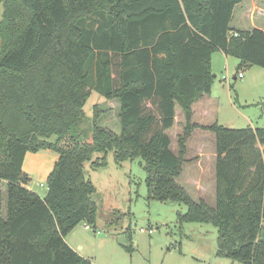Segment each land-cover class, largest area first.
<instances>
[{
    "label": "trees",
    "instance_id": "16d2710c",
    "mask_svg": "<svg viewBox=\"0 0 264 264\" xmlns=\"http://www.w3.org/2000/svg\"><path fill=\"white\" fill-rule=\"evenodd\" d=\"M0 1V264H91L66 237L97 224L85 166H105L109 151L144 160L148 198L186 205L180 224L217 227V256L264 264V126L193 121V104L212 90L214 52L238 58V71L264 68V30L231 26L244 0ZM93 91L119 102L121 128L100 125L106 111L95 104L92 137L81 140L75 127ZM177 106L185 122L174 152ZM197 128L216 136L215 205L176 180ZM43 149L59 156L45 195L23 168Z\"/></svg>",
    "mask_w": 264,
    "mask_h": 264
},
{
    "label": "rangeland",
    "instance_id": "374dc122",
    "mask_svg": "<svg viewBox=\"0 0 264 264\" xmlns=\"http://www.w3.org/2000/svg\"><path fill=\"white\" fill-rule=\"evenodd\" d=\"M261 2L264 4V0ZM3 10V2L0 1V20ZM234 24L241 29L254 28L247 20ZM236 65L237 59L233 57L229 58L228 62L220 54L213 58L215 77L211 98L205 100V108L201 113L211 124L218 117L220 124L232 128L253 125L263 127L264 107L251 103L264 100L259 97V92L264 89V68L257 65L246 67L241 70L244 77L234 80L233 76L238 73ZM233 84L235 87L232 90ZM95 104L106 111L98 123L120 132L119 102L107 100L93 91L84 106L87 117L75 127L74 134L81 140H90L92 137ZM180 120L181 118L169 131L171 147L175 150L178 149V135L183 132L184 122ZM212 135L213 143L208 141V147L204 151L205 164L214 157L210 151L212 145L214 150L216 149V137L214 133ZM55 139L53 136L51 140ZM195 142L196 138L191 142V146ZM191 150L190 155L196 156L192 159L198 158V152L192 148ZM39 155L40 159L32 161ZM39 155L30 154L24 165L25 171L33 176L32 189L45 195L47 188L42 184L47 185V178L55 167L58 153L42 150ZM98 156H102V153H95L93 159ZM106 158L105 166L92 168L89 162L85 166L86 177L96 186L93 199L98 207L97 224L91 226V229H86L85 223H81L66 237L67 242L80 255L88 258L91 264H239L227 257L217 256L218 230L213 224H180L178 213L185 212L186 205L148 198V174L142 158L117 162L113 151H109ZM184 171L186 175L194 176L200 181L192 182L190 186L202 188L204 184V187L209 188L205 193L206 201L214 205L216 177L213 170L210 172V168L205 167L204 173L197 172L195 175L194 169L186 166Z\"/></svg>",
    "mask_w": 264,
    "mask_h": 264
},
{
    "label": "crops",
    "instance_id": "0c3cea01",
    "mask_svg": "<svg viewBox=\"0 0 264 264\" xmlns=\"http://www.w3.org/2000/svg\"><path fill=\"white\" fill-rule=\"evenodd\" d=\"M245 20L249 21L254 26V28L256 27V28H260V29L264 30V4H262L261 0H244L241 3L237 4V6L235 8V11H234L233 19L231 21V26L234 27V28H236V29H241V28H238V26H235L234 23L235 22L238 23L240 21H245ZM241 30H248V29H241ZM217 54H220L224 58H226V61L227 62L229 61V58H232V56L226 55L223 51L218 50V51H216V52L213 53V56H212V66H213V58ZM233 58L237 59V65H238L239 64V59L236 58V57H233ZM235 64H236V61H235ZM237 65H236V67H237ZM212 71H213V68H212ZM240 72H241V70L238 71V73L233 76V79L234 80H237L238 78H240L239 77V73ZM234 87H235V84L232 85V88L231 89L233 90ZM210 95H211V92L209 94L204 95L202 98H200L198 101H196L193 104V121L194 122L199 123V124H202V125L211 124L209 122L210 120L207 121L206 118H204V115L202 114L203 111H204L203 108H205V103H206L205 100L208 99V98H211ZM259 97L261 99H264V89L261 92H259ZM263 102H264V100H262V101L259 100V102H254L253 101L251 104H260L262 106V103ZM179 118H181V120H180L181 122H185L184 114H183L181 108L179 106H177L176 107V120H175L174 126L177 124V120ZM218 119L219 118L217 117L216 120H215V122H218L219 123V120ZM249 127H252V126H249ZM255 127H258V126L253 125V128H255ZM171 129H169L167 132L169 133V131ZM212 134H213L212 132L207 131V130H203V129L201 130L200 128H197V129H195L193 131L192 135L190 136V138L188 139V142H187V154H186V159L187 160L183 164V170H182L180 176L176 179L177 182L180 185H182L190 193V195L193 198H200V197H202V198H204L206 200V197H205L206 194L205 193L207 192V190L209 188L207 186L204 187V184H203V187L201 186L202 188H197L195 186H190V184H192V182L199 183L200 181L198 180V178L195 179L194 176L186 175L184 170L186 169V166H188L189 169H192L193 168L194 169L193 173H195V175H196L197 172H199L197 174L204 173L205 172V167H209L210 168V172L213 170V173L215 174V177H216V169H215V172H214V167H215V164H216L217 152H216V149L214 150L213 145L211 147L212 150H210V151H212V154L211 155L214 156V157L212 159L210 158L211 160H210V162L208 164H205V160H206L205 157H206V155H205L204 151L208 147V146H206V143H209L210 140H211V142L213 141V135ZM194 138H196V142L193 143L194 145L191 146V142L193 141ZM207 139H209V140H207ZM258 146L264 151V145H258ZM191 148L194 151L198 152V153H196V155H198V158L192 159L193 157H196V156L195 155H193V156L190 155V153L192 151ZM43 150H48V151L55 152V151H53L51 149H43ZM172 150L174 152H177V150H175L173 148H172ZM40 151H42V150H40ZM40 151H38V152H28L27 155H26V157H25L24 164L27 161V158H28V156L30 154H32L33 156H37V155L40 154ZM55 153H57V152H55ZM40 158L41 157L39 155L37 157H34L32 159V161H36V160H38ZM58 158H59V156H58ZM58 158H57V160H58ZM57 160L55 158V162ZM23 168L25 170V165H24ZM29 175L32 178V180H31V182H32L33 181V176H32L31 173H29ZM31 182H30V185L28 187L32 189V185H31L32 183ZM211 187H212V185H211ZM211 187H210V189H211ZM213 194H214V196L216 194V182H215V190H214V193ZM214 202L215 201H214V197H213V203L212 204H214Z\"/></svg>",
    "mask_w": 264,
    "mask_h": 264
},
{
    "label": "built area",
    "instance_id": "2783aa9c",
    "mask_svg": "<svg viewBox=\"0 0 264 264\" xmlns=\"http://www.w3.org/2000/svg\"><path fill=\"white\" fill-rule=\"evenodd\" d=\"M231 34L232 35H235V36H238L239 35V33L238 32H231ZM244 76V74L242 73V72H240L239 73V77L240 78H242ZM44 187H46L47 188V191H48V185H45V184H42ZM46 194V193H45ZM84 227L86 228V229H91V227L89 226V225H87V224H85L84 225ZM151 232V231H150Z\"/></svg>",
    "mask_w": 264,
    "mask_h": 264
}]
</instances>
